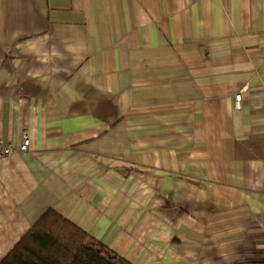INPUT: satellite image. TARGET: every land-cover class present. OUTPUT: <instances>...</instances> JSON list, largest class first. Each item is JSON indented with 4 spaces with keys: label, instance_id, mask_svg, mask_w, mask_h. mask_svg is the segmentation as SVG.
Segmentation results:
<instances>
[{
    "label": "crops",
    "instance_id": "1",
    "mask_svg": "<svg viewBox=\"0 0 264 264\" xmlns=\"http://www.w3.org/2000/svg\"><path fill=\"white\" fill-rule=\"evenodd\" d=\"M25 135L0 260L52 209L131 264H264V0H0V143Z\"/></svg>",
    "mask_w": 264,
    "mask_h": 264
},
{
    "label": "trees",
    "instance_id": "2",
    "mask_svg": "<svg viewBox=\"0 0 264 264\" xmlns=\"http://www.w3.org/2000/svg\"><path fill=\"white\" fill-rule=\"evenodd\" d=\"M0 264H131L73 222L49 209Z\"/></svg>",
    "mask_w": 264,
    "mask_h": 264
},
{
    "label": "built area",
    "instance_id": "3",
    "mask_svg": "<svg viewBox=\"0 0 264 264\" xmlns=\"http://www.w3.org/2000/svg\"><path fill=\"white\" fill-rule=\"evenodd\" d=\"M240 97H241V92H238L237 94L234 95V106L239 107ZM29 143H30L29 137L26 135L23 137L22 141L17 146L0 143V157L5 158L16 150L26 151L28 150Z\"/></svg>",
    "mask_w": 264,
    "mask_h": 264
}]
</instances>
